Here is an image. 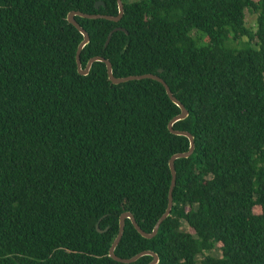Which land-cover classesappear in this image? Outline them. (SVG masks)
<instances>
[{"label":"trees","instance_id":"16d2710c","mask_svg":"<svg viewBox=\"0 0 264 264\" xmlns=\"http://www.w3.org/2000/svg\"><path fill=\"white\" fill-rule=\"evenodd\" d=\"M120 2L117 23L73 18L88 37L80 68L100 57L113 78L156 76L187 112L172 130L193 151L173 163L155 236L125 220L113 255L264 264V0ZM74 12L117 7L0 0V264H119L107 257L118 217L149 234L166 208L167 162L188 149L166 130L179 110L158 83L113 86L102 63L77 74Z\"/></svg>","mask_w":264,"mask_h":264},{"label":"water","instance_id":"95a60500","mask_svg":"<svg viewBox=\"0 0 264 264\" xmlns=\"http://www.w3.org/2000/svg\"><path fill=\"white\" fill-rule=\"evenodd\" d=\"M116 2V7H117V14L115 17H108V16H100V15H84V14H80V13H69L66 16V23L69 24L70 26H72L77 32L78 34L81 36V42L79 43V45L76 48V52H75V57H74V62H75V68H76V72L79 76H86L88 74V71L90 69V66L93 63H102L105 67V73H106V79L107 81L113 85H120L123 83H127V82H131V81H141V80H151L154 81L156 83H158L162 89L164 90V93L167 97V99L178 108L179 110V114L174 117L171 121L168 122L167 126H166V130L169 134L173 135V136H178V137H183L187 140L188 142V149L185 153H181V154H175L172 155L168 162H167V168L169 171V175H170V183H169V187H168V191H167V204H166V208L163 212V214L157 219V221L155 222L151 232L149 234H145L143 233L135 224L133 217L128 214V213H123L118 217V223H117V234L113 240V242L111 243L109 249H108V253H107V257L119 264H132L135 261H137L139 258L143 257V256H149L151 258V261L148 264H157V257L152 254L151 252H142L139 253L135 256H133L130 259H118L113 255V251L115 249V247L117 246L121 235H122V231H123V225H124V221L127 220L130 225L132 226V228L134 229V231L143 239L149 240L151 238H153L157 232V229L159 227V225L165 220V218H167V216L169 215L170 212V208H171V192L172 189L174 187V181H175V173H174V169H173V163L176 160H180V159H187L193 151V141L192 138L189 134L185 133V132H178V131H174L172 130V125L178 121H182L187 117V112L182 108V106L171 96L170 92L168 91V88L165 86V84L158 79L156 76H152V75H143V76H134V77H126V78H113L111 75V69H110V65L107 61L103 60L100 57H94L89 59L86 64L85 67L83 69L80 68V62H79V53L81 51V49L83 48V46H85L88 42V37L86 35V33L74 22L73 18L74 17H78L81 19H86V20H105L111 23H117L119 22V20L122 17V5L120 0H115ZM101 5V3H95L94 4V9L97 10ZM120 29H113L111 32H109V34L107 35V38L104 42V47L107 45L108 40L111 36L112 33L114 32H119Z\"/></svg>","mask_w":264,"mask_h":264},{"label":"rangeland","instance_id":"374dc122","mask_svg":"<svg viewBox=\"0 0 264 264\" xmlns=\"http://www.w3.org/2000/svg\"><path fill=\"white\" fill-rule=\"evenodd\" d=\"M130 1H134V0H130ZM254 20H255L254 16L248 14L246 11L244 12V21H245V26L247 28H250V29L253 30ZM190 35H191L192 38L195 37V34L193 32ZM186 231L189 232L188 229H186ZM213 255H215V254H213Z\"/></svg>","mask_w":264,"mask_h":264}]
</instances>
